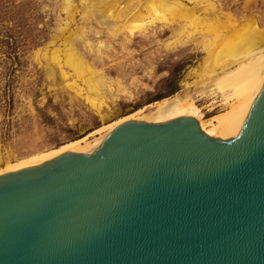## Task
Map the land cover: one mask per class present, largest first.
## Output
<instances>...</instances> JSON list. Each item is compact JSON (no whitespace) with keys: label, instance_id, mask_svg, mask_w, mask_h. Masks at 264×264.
Listing matches in <instances>:
<instances>
[{"label":"water","instance_id":"water-1","mask_svg":"<svg viewBox=\"0 0 264 264\" xmlns=\"http://www.w3.org/2000/svg\"><path fill=\"white\" fill-rule=\"evenodd\" d=\"M0 264H264V82L235 136L128 119L1 174Z\"/></svg>","mask_w":264,"mask_h":264},{"label":"rangeland","instance_id":"rangeland-1","mask_svg":"<svg viewBox=\"0 0 264 264\" xmlns=\"http://www.w3.org/2000/svg\"><path fill=\"white\" fill-rule=\"evenodd\" d=\"M67 1L0 0V169L5 162L72 140H91L120 118L146 120L141 117L158 101L176 93L195 100L206 125L228 105L224 89L215 82L195 86L196 72L209 49H217L222 37L238 39L239 27L252 22L254 28L264 27V0H180L203 22H224L214 35L195 31L182 18L147 23L134 34L127 29L114 31L103 23L111 19L102 0ZM86 1L96 3L102 16L89 17ZM126 1L105 2L115 13L125 9L127 17L138 8L144 11L146 0L140 5L137 0ZM200 2L208 4L206 11L199 12ZM183 24L184 34L193 33L192 38L178 40ZM69 39L94 77L106 83L97 97L100 104L89 102L93 96L86 82L65 61ZM139 109L144 114L137 113Z\"/></svg>","mask_w":264,"mask_h":264},{"label":"bare ground","instance_id":"bare-ground-1","mask_svg":"<svg viewBox=\"0 0 264 264\" xmlns=\"http://www.w3.org/2000/svg\"><path fill=\"white\" fill-rule=\"evenodd\" d=\"M105 1L106 0H102L100 3L106 5L108 17L111 19V21L104 20L103 23H106L109 27H112L114 31L127 29L129 33H133L135 30L142 31L147 23L175 20L176 18L187 20L188 25L194 27L195 31L197 30L199 32L209 33L212 32L213 35L214 33H217L216 30L218 27H220V25H224V22H221L220 24V22H217V20L215 22H203L201 18L196 15L195 10L190 8L189 5L186 6L185 2L182 3L180 0H146L144 11L147 13H144V11L142 12V10L138 8L136 12L130 15V17H127V11L125 9H120L117 13H115L112 10V4L107 5ZM113 1L115 2V0ZM140 3L141 0H137V5H140ZM200 4V6L197 5L199 6V12L206 11L208 4H202L201 2ZM88 5L89 6L87 10L85 9L84 11L89 17L96 16L97 14L102 16L103 10H101V8L99 9L96 3L94 4L90 1V3L88 2ZM129 5L130 4H128V6ZM66 8H68V6H66ZM69 9L70 10L68 12H70V17H72L73 8ZM119 21H121V23L117 24ZM252 23L250 25L248 24V26L245 25V27H239L238 34L241 35L238 39L234 38L231 40L227 39L225 36L221 38L222 43L218 45L215 41L218 48L209 49V53L203 67L200 71L196 72V88L206 87L209 85V83L215 82L222 89H224V98L228 102L226 108L207 119L206 125L201 119V109L196 104L195 100L182 97L178 93L158 101L154 108L152 107L153 109L147 111L145 114L142 113L145 111L143 109H139L136 112L139 114H144V116L141 118H145L148 121L154 122L164 121L177 116L188 115L195 117L198 120L201 129L209 135H221L223 137L235 136L243 124L244 118L248 113L253 99L258 94L264 82V27L260 29L254 28ZM89 25L90 24H88V26ZM227 25L229 24L227 23ZM110 30L111 29H109V31ZM185 31L186 26L183 24L181 28L179 27L180 37L178 40H183L184 38L193 34H184L187 32ZM73 34L74 33H71V36H73ZM217 36L219 37L220 35ZM67 44L68 45L64 56L65 61L68 63V65H71L75 70V73H77L78 76L83 77L84 81L86 82L85 84H87L88 90L93 96L88 97L89 102L92 105L97 103L100 104L101 102L97 101V97L101 95L100 89L106 86L105 81L101 78L99 79L94 77L92 71L87 67L88 65H85L82 58L77 54L76 49L73 47V43L70 39L68 40ZM125 120H128V118H120L112 123L106 124L104 126V133H101L98 135V137H95L91 140L87 139L86 137H82L69 141L56 148L42 151L13 162H5L0 169V175L28 166L42 164L43 162L54 158L65 151L92 152L115 126L124 122Z\"/></svg>","mask_w":264,"mask_h":264}]
</instances>
